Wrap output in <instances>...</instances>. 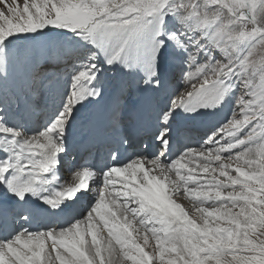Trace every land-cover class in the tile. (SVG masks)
Here are the masks:
<instances>
[{
  "label": "snow or ice",
  "instance_id": "1",
  "mask_svg": "<svg viewBox=\"0 0 264 264\" xmlns=\"http://www.w3.org/2000/svg\"><path fill=\"white\" fill-rule=\"evenodd\" d=\"M0 202V264H264V0H0Z\"/></svg>",
  "mask_w": 264,
  "mask_h": 264
},
{
  "label": "rangeland",
  "instance_id": "2",
  "mask_svg": "<svg viewBox=\"0 0 264 264\" xmlns=\"http://www.w3.org/2000/svg\"><path fill=\"white\" fill-rule=\"evenodd\" d=\"M20 3L23 2V0H19ZM165 65H168L170 69H168L167 73H166V76H167V81H166V87L168 89L167 93L165 96L162 97V99L164 100V103L167 102V99L174 93L176 92V90H173L171 91V89L173 88V86H176L178 85L177 89L181 90L183 89V83H182V80H181V73L179 71V69L175 66H171L169 64H165ZM167 68V67H166ZM106 75H110V73H107ZM170 92V93H169ZM113 98V92H112V95L110 96V99ZM228 102V101H227ZM225 103V105H227L228 103L230 104V102L228 103ZM228 104V105H229ZM231 105V104H230ZM224 110L227 112L228 109H225V106H224ZM226 114V113H225ZM229 115H230V112H229ZM182 192H183V189L181 188L180 189ZM175 202L177 203H180L190 214V206L186 203H184L182 200H178L175 196L173 197ZM135 227V226H134ZM136 234V233H135ZM150 235V234H149ZM90 238V237H89ZM134 238L137 239V243L141 244V246L143 247V233H140L139 234V237L134 236ZM91 241V238L89 239V243ZM107 241L105 240H102L101 243H102V246L106 243ZM115 242L113 241V244ZM152 245L154 246V241H151ZM116 250H117V253H119V246L116 245ZM145 251L146 252H150L151 251V248H145ZM53 259H55V253H53ZM114 261L116 262V264H131V262H123V257L122 256H117V257H114L113 258Z\"/></svg>",
  "mask_w": 264,
  "mask_h": 264
},
{
  "label": "bare ground",
  "instance_id": "3",
  "mask_svg": "<svg viewBox=\"0 0 264 264\" xmlns=\"http://www.w3.org/2000/svg\"><path fill=\"white\" fill-rule=\"evenodd\" d=\"M167 67V68H166ZM168 69H170L169 68V66L168 65H165L164 66V71H165V73H167V71H168ZM112 76H113V74L112 73H110V76H109V78H112ZM177 87H178V85H176V86H173V88L171 89V91H173V90H179V89H177ZM181 90H183V89H181ZM111 93H112V90L111 89H109V93H108V95H107V97H109L110 95H111ZM170 93V92H169ZM175 94V92L172 94V95H174ZM176 94H178V93H176ZM228 103V102H227ZM161 104L163 105L164 104V100L162 99V97H161ZM229 104V103H228ZM224 105L225 106V109H229V108H231V106H230V104L229 105ZM224 106H223V109H224ZM226 114H227V112L226 111H224ZM39 125V122H34V124L32 125L33 127H37ZM88 156V154L86 155V157ZM83 162H84V160H83ZM85 163V162H84ZM85 165V164H84ZM76 170H82V168H77ZM76 170H70L68 173H67V177H66V180H67V184H68V186L70 185V184H72V183H74V182H77L76 181V179H75V171ZM173 176H174V174H173ZM63 178H65V176L63 177ZM62 179V178H61ZM60 179V180H61ZM90 184H91V186H92V188L93 189H95L96 187H97V184L95 183V180L94 179H92V180H89L88 181ZM178 200H182L184 203H186V204H188L189 206H190V208H191V210H190V215H193V214H195V208L193 207V201L191 200V198L190 197H187V196H185L184 195V193L181 191V190H179L177 193H175V195H174ZM38 203V202H37ZM107 233V232H106ZM101 235V234H100ZM104 235H106V234H104ZM134 236H136L137 234H135V232H134V234H133ZM54 260V259H53ZM57 264H58V262H57Z\"/></svg>",
  "mask_w": 264,
  "mask_h": 264
}]
</instances>
